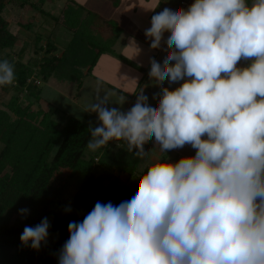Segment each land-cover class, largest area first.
I'll return each mask as SVG.
<instances>
[{
	"label": "clouds",
	"instance_id": "clouds-1",
	"mask_svg": "<svg viewBox=\"0 0 264 264\" xmlns=\"http://www.w3.org/2000/svg\"><path fill=\"white\" fill-rule=\"evenodd\" d=\"M166 31L171 51L163 66L151 61L149 75L184 82L164 88L158 107L139 95L127 113L106 107L112 93L97 91L87 111L100 125L86 147L123 141L143 158L154 138L161 153L187 144L195 156L157 159L130 200L97 202L83 222H70L59 264H264V0L165 8L145 32L153 49ZM241 60L251 63L241 68ZM14 78L0 61V85ZM48 229L45 218L20 240L39 249Z\"/></svg>",
	"mask_w": 264,
	"mask_h": 264
},
{
	"label": "trees",
	"instance_id": "trees-1",
	"mask_svg": "<svg viewBox=\"0 0 264 264\" xmlns=\"http://www.w3.org/2000/svg\"><path fill=\"white\" fill-rule=\"evenodd\" d=\"M47 1L0 0V61L13 65L15 77L12 84L1 85L4 92L13 91L14 95L5 107L0 105V264H59L60 252L70 237L69 223L83 222L96 204L87 198L86 192L96 196L107 194L114 206L130 200L136 191L127 183L120 184L118 175L139 173L137 168L144 158L136 155L135 148L128 151L126 142L115 140L116 149L111 150L108 143L100 156L84 157L93 128L73 116L64 123L57 122V106L48 103L46 108L42 104L40 84L29 81L34 75L41 82L52 77L77 80L81 87L100 55L114 52L113 46L122 32L117 22L103 19L74 0H67L59 15L44 8ZM9 4L20 9L29 7L70 31L71 38L63 50L57 52L51 36L43 41L42 35L36 33L29 58L25 54L27 42L14 52L19 37L4 15ZM118 56L134 65L126 57ZM250 63L244 60V67ZM35 103L38 108L32 109ZM150 147L151 140L144 144L146 154ZM78 173L83 176L79 190L64 214L58 216L56 205L70 179ZM22 209L27 212L22 213ZM45 218L52 241L38 254L30 241L22 244L20 236L26 226L35 227Z\"/></svg>",
	"mask_w": 264,
	"mask_h": 264
},
{
	"label": "crops",
	"instance_id": "crops-1",
	"mask_svg": "<svg viewBox=\"0 0 264 264\" xmlns=\"http://www.w3.org/2000/svg\"><path fill=\"white\" fill-rule=\"evenodd\" d=\"M113 5L114 9L121 12L126 10L127 16L125 22H121L114 16L107 18L115 19L122 32L116 40L113 51L102 53L97 64L86 78L83 80L80 88H83L88 99L95 100L97 91L103 96L104 93H112L109 96V102L105 105L108 108H117L121 112L127 113L137 102L139 95L147 96V105L150 107H158L159 100L162 98V90L167 88L172 91L179 87L184 81L158 82L155 78L150 77L151 61L155 60L163 66V61L167 54L171 51L167 47L166 40L170 36V32H164L159 48L151 47L152 38L146 37L145 32L151 27V18L165 8L173 11L179 10L181 0H107ZM190 5L195 0H188ZM128 5V6H127ZM140 8L149 10V13L140 11ZM151 9V10H150ZM128 10V12H127ZM139 12H141L139 14ZM119 17V16H118ZM125 19V18H124ZM113 20V21H115ZM118 55H122L131 60L134 65L122 60ZM243 66L241 67V63ZM171 63H175L174 61ZM238 67H244V60L239 62ZM123 95L125 100L118 103L119 97ZM97 118L98 114L93 113ZM100 122V121H99ZM206 138V137H205ZM115 144V142H114ZM117 145H114L116 149ZM185 145L182 148H176L173 151L180 159L186 157H194V148L188 149ZM164 153L160 152L159 145L154 138L151 139L150 151L145 156L149 161H156L159 157H163ZM144 157V158H145ZM167 156V160H168ZM150 165H148L149 167Z\"/></svg>",
	"mask_w": 264,
	"mask_h": 264
},
{
	"label": "rangeland",
	"instance_id": "rangeland-1",
	"mask_svg": "<svg viewBox=\"0 0 264 264\" xmlns=\"http://www.w3.org/2000/svg\"><path fill=\"white\" fill-rule=\"evenodd\" d=\"M77 4H80L87 8L90 11H93L99 14L103 19L112 20L107 18V16H114L121 20V22H125L126 20V10H121V12L114 9L113 5L110 4L107 0H74ZM114 2V0H111ZM67 4V0H49L45 3L44 8L51 12L54 15H59L63 7ZM128 6V5H127ZM151 10V9H150ZM140 11L144 13H149V10L144 8L143 10L140 8ZM128 12V10H127ZM141 12H139L140 14ZM4 15L6 19L10 23V29L17 33L19 37V42L14 47V52L20 51L23 47L24 43L26 44V59L29 58L34 50L35 44V34L40 33L43 37V41L49 36H51L54 42L57 45V52L60 53L63 48L66 46L67 42L71 38V32L68 31L66 28L62 26H56L54 21L50 18H46L41 14L35 12L34 10L30 9H20L16 5H8L4 11ZM119 16V17H118ZM125 18V19H124ZM115 20V19H113ZM31 22L33 23L30 27L27 24ZM116 22V20H115ZM32 40V41H31ZM30 41V42H28ZM242 61V60H241ZM240 61V62H241ZM240 65V63H238ZM243 66V62L241 63V67ZM86 76L83 78V80ZM84 83V82H83ZM85 87V86H84ZM84 87L78 89V81H61L57 78H50L46 82H41L40 88L42 90V104L45 105L44 107L47 108L48 103H52L57 106L58 111L54 115V119L57 122L64 123L66 118L69 116H73L75 118L80 119L88 126L92 127L93 129L100 125L98 118L93 114V112L87 111L88 106L92 104L94 101L88 99L84 91ZM14 95L13 91L9 93L4 92L1 89L0 85V105L5 107V104L10 100V98ZM27 103V101L25 102ZM38 108V104L35 103L32 106V109ZM114 140L110 141L109 144L111 146V150H114ZM188 149L191 147L188 146ZM104 148L97 150L96 152H90L87 148L84 152V157H94L96 155L101 154ZM196 150L193 151V153ZM168 157V161L171 163L179 162L181 156H177L175 152L168 151L164 153L163 157H159L158 159H163L164 157ZM155 162V161H154ZM153 161H149L146 157L142 159V161L138 165V172L133 176H128L125 174H119L118 179L120 184L127 183L128 186L135 190L137 189L139 178L142 176V171L148 167V165H152ZM82 174L78 173L73 178L70 179V184L67 186L65 191L63 192L62 196L59 199V202L56 205V212L58 216L64 214L68 204L70 203L73 196L78 192L80 183L82 181ZM107 183V181H105ZM87 198L94 203L100 202L102 204H107L112 202L110 197L107 194L101 195H94L91 192H86ZM52 241V231L48 229V236L45 241L41 242L39 249H35V252L38 254L42 253V251L51 243Z\"/></svg>",
	"mask_w": 264,
	"mask_h": 264
},
{
	"label": "built area",
	"instance_id": "built-area-1",
	"mask_svg": "<svg viewBox=\"0 0 264 264\" xmlns=\"http://www.w3.org/2000/svg\"><path fill=\"white\" fill-rule=\"evenodd\" d=\"M190 7V2L188 0H181L179 4V9L187 10ZM34 81L36 84H41V81L35 77V75L29 80Z\"/></svg>",
	"mask_w": 264,
	"mask_h": 264
}]
</instances>
